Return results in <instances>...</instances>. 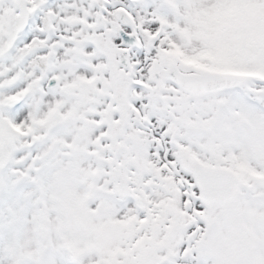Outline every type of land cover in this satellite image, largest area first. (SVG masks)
Segmentation results:
<instances>
[{
    "label": "snow or ice",
    "instance_id": "1",
    "mask_svg": "<svg viewBox=\"0 0 264 264\" xmlns=\"http://www.w3.org/2000/svg\"><path fill=\"white\" fill-rule=\"evenodd\" d=\"M0 264H264V0H0Z\"/></svg>",
    "mask_w": 264,
    "mask_h": 264
}]
</instances>
